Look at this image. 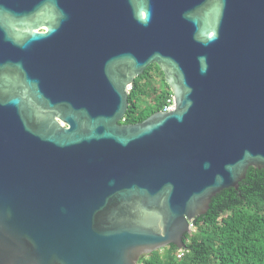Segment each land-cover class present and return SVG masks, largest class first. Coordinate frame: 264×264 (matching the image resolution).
<instances>
[{"label": "water", "instance_id": "95a60500", "mask_svg": "<svg viewBox=\"0 0 264 264\" xmlns=\"http://www.w3.org/2000/svg\"><path fill=\"white\" fill-rule=\"evenodd\" d=\"M153 63L173 109L123 122ZM249 166L264 168V0H0V264L185 247Z\"/></svg>", "mask_w": 264, "mask_h": 264}, {"label": "trees", "instance_id": "16d2710c", "mask_svg": "<svg viewBox=\"0 0 264 264\" xmlns=\"http://www.w3.org/2000/svg\"><path fill=\"white\" fill-rule=\"evenodd\" d=\"M170 95L162 71L150 64L131 84L123 122L143 120ZM183 241L180 257L170 243L142 254L137 264H264V168L249 166L236 188L216 193Z\"/></svg>", "mask_w": 264, "mask_h": 264}, {"label": "built area", "instance_id": "2783aa9c", "mask_svg": "<svg viewBox=\"0 0 264 264\" xmlns=\"http://www.w3.org/2000/svg\"><path fill=\"white\" fill-rule=\"evenodd\" d=\"M131 86L128 87V89H130ZM174 107V99H173V96L172 94L167 98L166 102L164 103V105L162 106V108L160 110H163V111H169V110H172ZM125 118L123 117L122 121H124ZM193 224L190 223V227H192ZM185 251V247H181V248H177L176 250V255L177 257H180Z\"/></svg>", "mask_w": 264, "mask_h": 264}, {"label": "flooded vegetation", "instance_id": "af4514ba", "mask_svg": "<svg viewBox=\"0 0 264 264\" xmlns=\"http://www.w3.org/2000/svg\"><path fill=\"white\" fill-rule=\"evenodd\" d=\"M44 29L46 30V28L42 26L38 30H44Z\"/></svg>", "mask_w": 264, "mask_h": 264}, {"label": "rangeland", "instance_id": "374dc122", "mask_svg": "<svg viewBox=\"0 0 264 264\" xmlns=\"http://www.w3.org/2000/svg\"><path fill=\"white\" fill-rule=\"evenodd\" d=\"M191 228H193V226H192ZM191 231H192V229H191ZM191 231H190V232H191Z\"/></svg>", "mask_w": 264, "mask_h": 264}]
</instances>
